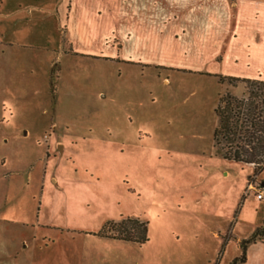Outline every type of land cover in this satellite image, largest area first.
Instances as JSON below:
<instances>
[{
    "label": "rangeland",
    "instance_id": "1",
    "mask_svg": "<svg viewBox=\"0 0 264 264\" xmlns=\"http://www.w3.org/2000/svg\"><path fill=\"white\" fill-rule=\"evenodd\" d=\"M195 4L170 0L177 20L163 56L127 41L135 21L110 39L124 58L162 66L63 51L0 61V264H207L215 230L264 223V200L248 190L264 170L250 180L255 166L225 159L214 141L220 95L241 96L245 83L209 73L250 76L256 66L240 50L237 64L216 62L209 38L172 43L196 28ZM24 130L39 141H3ZM128 217L148 223V242L98 235Z\"/></svg>",
    "mask_w": 264,
    "mask_h": 264
},
{
    "label": "crops",
    "instance_id": "2",
    "mask_svg": "<svg viewBox=\"0 0 264 264\" xmlns=\"http://www.w3.org/2000/svg\"><path fill=\"white\" fill-rule=\"evenodd\" d=\"M195 3L196 28L179 29L173 33L172 43L185 41L191 35L199 39L209 38L215 47L212 59L226 64L229 60L237 64L239 56L236 51L240 50L247 68L256 66L253 74L209 73L264 80V0H195ZM169 4L170 0H0V61L7 60L8 66L10 54L20 50L32 53L63 51L65 55L77 53L93 59L131 62L121 55L122 41L110 40L123 20L137 24L135 29L127 32V41L131 40L143 51L155 49L158 56H163L162 51L170 47L167 27L177 20V15L169 12ZM229 53L232 54L230 59ZM138 60L132 62L144 67L162 66L155 60ZM23 137L25 139H13L4 135L3 141L9 146H18L31 137V131L24 130ZM37 141L26 143L32 146ZM63 146L66 149V142ZM7 174L10 179V173ZM229 174V171L225 172V175ZM29 178H33V173ZM53 180L58 181L56 176ZM258 180L264 185V178L258 176ZM11 199L13 204L17 203L14 197ZM262 225L257 222L244 228L237 222L216 263L231 264L241 256V241ZM227 232L228 229L213 232L219 242L213 253L204 251L207 264L217 261L223 235ZM239 264H264V238L248 246L247 259Z\"/></svg>",
    "mask_w": 264,
    "mask_h": 264
},
{
    "label": "trees",
    "instance_id": "3",
    "mask_svg": "<svg viewBox=\"0 0 264 264\" xmlns=\"http://www.w3.org/2000/svg\"><path fill=\"white\" fill-rule=\"evenodd\" d=\"M214 75L221 83L225 80L229 83H245L246 88L241 96L230 92L220 95L216 108L219 124L214 131V141L225 159L255 166L254 174L249 178L252 180L264 170V80ZM98 235L144 244L149 240L148 223L135 217L111 220L104 225ZM231 237L230 230L224 236L219 255ZM263 238L264 223L250 237L241 241L243 253L231 264L245 262L248 246Z\"/></svg>",
    "mask_w": 264,
    "mask_h": 264
},
{
    "label": "built area",
    "instance_id": "4",
    "mask_svg": "<svg viewBox=\"0 0 264 264\" xmlns=\"http://www.w3.org/2000/svg\"><path fill=\"white\" fill-rule=\"evenodd\" d=\"M249 192H254L255 197L257 200L262 201L264 200V186L262 184H257L254 180L252 183L248 185Z\"/></svg>",
    "mask_w": 264,
    "mask_h": 264
},
{
    "label": "water",
    "instance_id": "5",
    "mask_svg": "<svg viewBox=\"0 0 264 264\" xmlns=\"http://www.w3.org/2000/svg\"><path fill=\"white\" fill-rule=\"evenodd\" d=\"M264 186V185H263Z\"/></svg>",
    "mask_w": 264,
    "mask_h": 264
}]
</instances>
